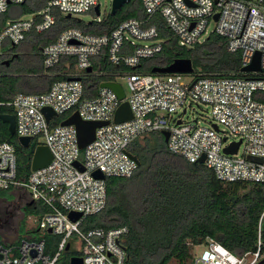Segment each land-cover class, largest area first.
Masks as SVG:
<instances>
[{
    "label": "built area",
    "instance_id": "obj_1",
    "mask_svg": "<svg viewBox=\"0 0 264 264\" xmlns=\"http://www.w3.org/2000/svg\"><path fill=\"white\" fill-rule=\"evenodd\" d=\"M24 1L0 0V14L9 5ZM96 4L98 0H46L38 12L39 21L17 17L0 26V49L5 43H20L32 29L42 32L50 28L55 22L54 8L72 16ZM141 4L144 20L125 19L108 34L85 33L76 27L62 29L53 42L42 47L41 55L45 69L57 64L62 56H73L72 64L65 61V78L53 82L46 92H19L7 102L13 108L15 135L43 140L52 157L47 165L20 179L16 175L14 145L0 142V189L21 188L30 201L49 207L41 216L28 215L32 222L29 226L38 232L51 229L61 239L52 257L45 252L42 237L24 235L17 242L0 240V264H56L73 235L79 241L82 264H125V225L82 230L80 223L83 217L104 208L106 177H128L136 170L138 164L130 156L128 145L152 131L167 130L168 149L189 162L204 156L203 163L221 181H264V100L260 96L264 94V0H141ZM156 15L181 46L192 47L210 33L219 34L226 38L229 51L240 53L241 67L250 64L258 51L260 70L229 75L131 72L117 76L126 79L128 92L124 91L123 99L100 85L95 96L83 97L82 77L93 72L87 70L92 68L90 57L103 47L111 63L127 66H135L142 58L161 51L163 38L156 24L150 23ZM125 42L133 46L131 53L121 52ZM123 100L128 101L132 117L113 122L114 112ZM200 104L210 109L207 124L198 117H185L189 108ZM46 106L56 115L69 112L64 118L77 111L83 120L107 123L96 127L94 139L80 149L75 126L50 124L54 116L46 119L42 111ZM238 140L236 152H224V147ZM248 155L262 161L249 160ZM75 161L83 166L82 170ZM95 170L104 177H95ZM69 211L81 215L71 220ZM200 245L203 249L192 252L189 264H255L264 251V207L256 223L254 251L238 256L211 237Z\"/></svg>",
    "mask_w": 264,
    "mask_h": 264
},
{
    "label": "trees",
    "instance_id": "obj_2",
    "mask_svg": "<svg viewBox=\"0 0 264 264\" xmlns=\"http://www.w3.org/2000/svg\"><path fill=\"white\" fill-rule=\"evenodd\" d=\"M45 3L46 0H37L22 9L33 13L41 10ZM53 14L55 22L50 28L42 32L32 29L26 33L24 41L28 39L31 42L29 52L18 49V44H3L0 52V114L13 113L7 102L15 94L43 93L53 82L65 78L62 75L65 61L72 64L75 61L73 56H62L57 64L45 69L41 55L42 47L53 42L62 29L76 27L85 33L108 34L125 19L146 18L141 0H129L115 14L108 13L101 19L87 22L68 17L55 8ZM38 16L35 21L41 19ZM150 23L156 24L159 37L163 38L161 51L152 57L142 58L135 66H127L111 63L107 49L103 47L90 57L93 72L82 77L83 97L95 96L103 81H114L125 73L150 72L153 66L168 65L180 57L191 59L196 74H240V53L227 49L225 37L210 33L203 42L186 47L178 44L176 36L159 15L152 17ZM132 51L133 46L125 42L121 52ZM13 53H17L12 58L15 68H10V62L5 65L4 59ZM260 96L264 100V94ZM67 113L62 114L61 120ZM52 121L50 124H58ZM2 141L14 145L16 175L25 179L31 171L34 148L40 142L34 138L29 146H21L17 136L10 135L7 124L0 120ZM127 149L140 161L136 170L128 177H106L104 208L83 217L80 223L82 230L125 225L128 228L122 240L125 264H168L172 259L186 264L191 261L192 247L204 243L209 237L238 256L256 249V223L264 207V181H221L204 163L189 162L181 154L170 151L160 131L135 138ZM246 186V190H239ZM23 208L28 215L34 216L50 210L39 201H30ZM33 230L23 232L31 233ZM42 233L31 238L42 237L45 252L52 257L61 236ZM72 254L77 253L70 251L68 256ZM262 254L264 256V251ZM58 262L59 258L56 264Z\"/></svg>",
    "mask_w": 264,
    "mask_h": 264
},
{
    "label": "water",
    "instance_id": "obj_3",
    "mask_svg": "<svg viewBox=\"0 0 264 264\" xmlns=\"http://www.w3.org/2000/svg\"><path fill=\"white\" fill-rule=\"evenodd\" d=\"M129 0H111L110 5V14H115L117 10H119L124 3H126ZM94 13L99 16L100 15V9L99 4L94 5L93 7ZM66 16L70 17V14H66ZM216 14L214 17L216 18ZM16 54H13L15 56ZM260 53L257 51L255 52L253 59L250 64L242 66L240 68L241 71H259L260 70ZM5 64H8V60H4ZM91 67H88L87 70L91 71ZM193 66L192 61L190 58H175L171 63L164 66H153L151 68V72H159V73H166V72H192ZM78 78V77H76ZM100 87H108L112 89L117 97L119 99H123L125 96V92L120 85V83L116 81H103L100 83ZM42 111L45 114V117L47 120L50 119V117L55 116L56 113L54 110L46 106L42 109ZM132 117V111L130 108V105L127 100H123L119 103L118 107L116 108L113 116V122H121L124 120H127ZM0 120L7 124L8 132L10 135L15 134V118L13 113H1L0 114ZM60 125H67V124H73L77 130V142L80 149L85 147L89 142H91L94 139L95 135V128L98 126H101L103 124H106L107 121H101V120H83L78 115L77 111H74L70 115H68L66 118L62 119L60 122ZM161 134L164 137V141L167 142L168 138V131L162 130ZM32 139L29 136H17L18 143L23 146L27 147L30 145ZM240 143V140L232 142L230 145L224 147V152L226 153H233L236 152L238 145ZM130 156L136 161V163L139 165L140 161L139 159L130 153ZM51 152L47 145L43 143H39L35 146L32 158H31V170H35L38 168H41L48 164V162L51 160ZM247 158L252 161H258L261 162L262 159L260 157H254L251 155H248ZM204 156H201L197 162L203 163ZM75 165L79 169H83V166L79 163V161H75ZM93 175L98 178H103L104 175L99 171L95 170L93 172ZM81 213L76 211H69L68 216L71 220H76L80 217ZM48 232H51V229H47ZM68 248V245L65 246V250ZM69 264H82L81 256L79 255H72L69 257ZM255 264H264V256H262Z\"/></svg>",
    "mask_w": 264,
    "mask_h": 264
},
{
    "label": "rangeland",
    "instance_id": "obj_4",
    "mask_svg": "<svg viewBox=\"0 0 264 264\" xmlns=\"http://www.w3.org/2000/svg\"><path fill=\"white\" fill-rule=\"evenodd\" d=\"M33 1H27L25 4H11L9 9H15L17 7L18 9H22L23 7L30 6ZM99 3V9H100V15L97 16L95 13H93L92 9L77 15H72V17H77L85 22L91 21L94 19H101L105 15L109 13L111 0H98ZM24 9V8H23ZM9 12V11H8ZM21 16L24 18H28L30 16V12H26L25 10L21 11ZM146 42V41H144ZM30 40H23L20 43H18V49H21L23 52H29L30 51ZM1 52V49H0ZM10 62V68H15L14 62L9 60ZM5 65H9L5 64ZM118 83L122 86L123 90L128 92L127 85H126V79L123 77H118L117 79ZM175 116V115H174ZM192 116L198 117L200 122L203 124H207L208 120L210 119V109L207 106L204 105H193L191 108L188 109L187 114L185 117L191 118ZM62 115H56L54 116L53 123L60 122ZM221 128V125H219ZM150 134V133H149ZM148 134V135H149ZM41 143H43V140H40ZM246 188H240V191L246 190ZM30 202V198L27 195V193L21 189V188H10L9 190L6 189H0V207H4L7 212L9 213L8 221L5 225L0 227V240L5 242H17L19 238L24 236L25 234H31V233H25L23 231L29 230L31 227L29 225H32L31 218L28 217V213L25 211L23 206ZM30 219V220H29ZM203 249L202 245H196L192 247V252H199ZM71 253L76 252L79 254L78 249L76 248V244L73 243L72 247L69 249ZM68 251L62 250L59 255V262L58 264H66L68 260L69 264V256ZM68 258V259H67ZM189 260L186 264H189ZM168 264H183L177 259H172Z\"/></svg>",
    "mask_w": 264,
    "mask_h": 264
},
{
    "label": "crops",
    "instance_id": "obj_5",
    "mask_svg": "<svg viewBox=\"0 0 264 264\" xmlns=\"http://www.w3.org/2000/svg\"><path fill=\"white\" fill-rule=\"evenodd\" d=\"M27 1H33L32 2V4L31 5H33L34 4V2L36 1L37 2V0H27ZM26 1V2H27ZM43 2H44V0H43ZM15 6H17V4L15 5ZM9 7H10V5H9ZM9 7H8V9H9ZM6 10L4 13H2V14H0V24L2 25L5 21H7V20H9V19H14V18H17V17H21V18H24V17H22L21 16V11H23V9H18L17 7H15V9L13 8V9H10V10ZM9 11V12H8ZM40 11V10H39ZM39 11H36V12H33V13H30V16L28 17V18H34V19H36V17L38 16V12ZM39 17V16H38ZM24 40V39H23ZM22 40V41H23ZM13 54H16L15 56H13ZM12 54V58H14V57H16L17 56V53H13ZM9 60H11V59H9ZM9 60H8V63H9ZM33 229H35V228H31V230H33ZM37 230V229H36ZM43 232H48V231H43ZM48 233H52V232H48ZM52 234H55V233H52ZM25 235H27L28 237H35V236H39V235H43V233L42 232H38V231H32L31 232V234H25ZM55 235H57V234H55ZM73 243H75L76 244V248L78 249V246H79V241H78V239L76 238V236H71L70 238H68V240H67V244L66 245H68V248L66 249V251H68V252H70L69 251V249L72 247V245H73ZM64 250H65V248H64ZM72 255H78V254H72ZM71 255V256H72Z\"/></svg>",
    "mask_w": 264,
    "mask_h": 264
},
{
    "label": "flooded vegetation",
    "instance_id": "obj_6",
    "mask_svg": "<svg viewBox=\"0 0 264 264\" xmlns=\"http://www.w3.org/2000/svg\"><path fill=\"white\" fill-rule=\"evenodd\" d=\"M12 59V55H10L8 58L6 57L4 60ZM9 213L4 207H0V227L5 225L8 221Z\"/></svg>",
    "mask_w": 264,
    "mask_h": 264
}]
</instances>
